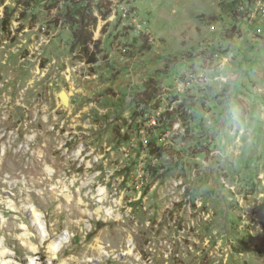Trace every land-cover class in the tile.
Instances as JSON below:
<instances>
[{
    "label": "rangeland",
    "instance_id": "rangeland-1",
    "mask_svg": "<svg viewBox=\"0 0 264 264\" xmlns=\"http://www.w3.org/2000/svg\"><path fill=\"white\" fill-rule=\"evenodd\" d=\"M89 4L0 0L6 264H264V0Z\"/></svg>",
    "mask_w": 264,
    "mask_h": 264
},
{
    "label": "trees",
    "instance_id": "trees-1",
    "mask_svg": "<svg viewBox=\"0 0 264 264\" xmlns=\"http://www.w3.org/2000/svg\"><path fill=\"white\" fill-rule=\"evenodd\" d=\"M92 4L88 5V11L85 12L83 9L80 10V18L74 19L71 21L72 29V50L77 51L81 55H85L87 57V63L92 64L98 61V55L101 53V49L98 48L99 41H92V33L90 30V25L94 26L95 22H97V17L92 15L91 11ZM7 21L5 20V24ZM93 28V27H91ZM93 44L95 50H90V44ZM147 91V90H145ZM142 92L140 97L142 98L141 105H147L153 99V96L147 92ZM172 115V113H169ZM182 119L183 117H179Z\"/></svg>",
    "mask_w": 264,
    "mask_h": 264
},
{
    "label": "built area",
    "instance_id": "built-area-1",
    "mask_svg": "<svg viewBox=\"0 0 264 264\" xmlns=\"http://www.w3.org/2000/svg\"><path fill=\"white\" fill-rule=\"evenodd\" d=\"M19 3H29L34 5L36 2H45L49 1L50 3H55L57 0H17ZM67 0H64L66 3ZM96 0H90V3L92 6L94 5ZM98 1H103L104 5L101 6L104 7V13L105 16H111L114 18H119L121 22L125 21L128 19L129 15V10L132 9V5L134 3V0H98ZM91 6V7H92Z\"/></svg>",
    "mask_w": 264,
    "mask_h": 264
},
{
    "label": "bare ground",
    "instance_id": "bare-ground-1",
    "mask_svg": "<svg viewBox=\"0 0 264 264\" xmlns=\"http://www.w3.org/2000/svg\"><path fill=\"white\" fill-rule=\"evenodd\" d=\"M9 206H11V205H9ZM28 209H29L31 215L33 216V218L39 219L40 212L34 206L30 205ZM45 236H46L45 234L40 235V240H44ZM62 240L63 239L61 236H57L50 241V246H51L54 253H57L58 249L60 248V245L62 244ZM8 253H9L8 249L3 244V240L0 239V257H1L0 264H6L7 263L4 258L7 256Z\"/></svg>",
    "mask_w": 264,
    "mask_h": 264
},
{
    "label": "water",
    "instance_id": "water-1",
    "mask_svg": "<svg viewBox=\"0 0 264 264\" xmlns=\"http://www.w3.org/2000/svg\"><path fill=\"white\" fill-rule=\"evenodd\" d=\"M59 98L64 106H68L70 99L66 91H61L59 93Z\"/></svg>",
    "mask_w": 264,
    "mask_h": 264
}]
</instances>
